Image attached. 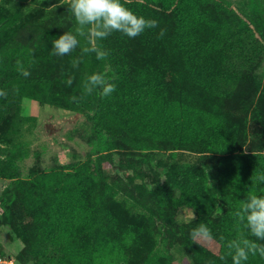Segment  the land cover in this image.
Returning a JSON list of instances; mask_svg holds the SVG:
<instances>
[{
	"label": "rangeland",
	"instance_id": "obj_1",
	"mask_svg": "<svg viewBox=\"0 0 264 264\" xmlns=\"http://www.w3.org/2000/svg\"><path fill=\"white\" fill-rule=\"evenodd\" d=\"M7 2L0 15L18 16L0 46L52 48L64 32L75 34L67 0ZM121 2L158 27L96 42L108 52L98 73L117 77L115 91L101 97L97 89L71 108L23 98L18 109L17 99L0 124V251L15 255L27 245L31 264H168L169 256L172 264H213L222 255L232 264L227 243L256 240L234 212L249 194H264L255 180L264 172V0ZM77 39L49 68L85 58L93 68L95 53L82 51L91 44ZM99 132L116 133L100 176L94 165L84 170ZM166 148L163 159H148ZM9 156L21 171L14 178L4 176ZM37 175L43 188L62 192L68 209L31 200ZM202 223L211 242L190 236ZM243 264L264 259L249 255Z\"/></svg>",
	"mask_w": 264,
	"mask_h": 264
},
{
	"label": "trees",
	"instance_id": "obj_2",
	"mask_svg": "<svg viewBox=\"0 0 264 264\" xmlns=\"http://www.w3.org/2000/svg\"><path fill=\"white\" fill-rule=\"evenodd\" d=\"M8 4L7 0H0V7L6 6ZM18 14L16 12H8L6 14L0 15V39H2V34L6 28H12L14 21L17 20ZM53 49L44 44H18V45H3L0 46V91L7 93L6 97H0V124L6 118L7 113L9 112L11 105L18 100V109L19 105L23 98H30L38 101L41 104L48 103L56 105L63 108H71L73 100L72 97L76 99H81L83 101H90L94 96L92 94H86L83 88V83L88 75L93 73H98V65L101 60L95 59V64L90 72V61L88 58H85L84 61L79 63V67H74L75 72L71 70L72 62H67V59H64V71H58L57 69L50 67V64L53 62ZM95 56L96 54H91ZM23 69L30 72V75L25 77L20 71H18V64ZM67 62V63H66ZM44 66L43 68H36V66ZM52 65V64H51ZM93 65V64H92ZM62 67V68H63ZM61 68V69H62ZM107 75H110V80H113L117 77H113V73L109 72ZM73 79L72 84L69 86L66 81L69 78ZM57 88V89H56ZM113 132V131H112ZM110 134V133H109ZM116 133L108 135L105 137L102 133H97V135L92 136L91 140L88 143L92 146L91 150H86V154L90 155V158L84 164V170L90 168L91 165H94L96 175L100 176V164L104 160H109V156L103 152L115 147L114 136ZM171 140H169L170 142ZM88 144V145H89ZM89 145V146H90ZM169 149V148H168ZM168 149H155L151 154L148 155V159L156 157L157 159H163L166 155H169ZM230 148L227 146L226 151ZM94 156V157H93ZM106 156V157H105ZM93 157V158H92ZM11 156L6 161L11 163V167L7 170V173L4 175L6 178H14L15 174L20 172V168L14 161H12ZM70 165V164H68ZM63 165L62 167H64ZM15 170V171H13ZM78 171L70 172V176L73 175L79 181V186H82L83 177ZM48 174V175H47ZM62 174V173H60ZM66 173L63 175L65 176ZM27 176H31L32 173L28 172ZM46 177L49 176V173H46ZM42 176H35L34 179H31L30 188L33 189L30 194V198L33 201L40 202L41 199L48 201L50 205V210H56L58 207H63L68 209L70 206L69 202L62 201L60 194L62 192H53L49 188H43L40 184ZM78 186V183H77ZM256 195L258 193H255ZM200 206V205H199ZM197 206L199 212H202V207ZM203 213V212H202ZM26 246L20 250L14 256L22 264H31L29 258L26 256ZM3 252V251H2ZM171 256H169L168 264H172ZM125 264H137L134 262L126 261ZM145 264H150L149 260H145ZM213 264H227L226 261L217 259ZM229 264V263H228ZM231 264V263H230Z\"/></svg>",
	"mask_w": 264,
	"mask_h": 264
},
{
	"label": "clouds",
	"instance_id": "obj_3",
	"mask_svg": "<svg viewBox=\"0 0 264 264\" xmlns=\"http://www.w3.org/2000/svg\"><path fill=\"white\" fill-rule=\"evenodd\" d=\"M67 3L77 27L75 34L64 32L52 40V54L56 56L70 54L78 46L77 37L79 36L86 37L91 44V47L82 49L84 53L94 52L98 60H104L107 58L108 52L99 46L97 41L106 39L113 32H120L128 38H135L145 29L158 27V21L146 19L142 15L134 13L121 0H67ZM164 34L165 30L161 29L158 38H162ZM80 62L78 59L73 60V67H78ZM17 64L18 71L23 76L30 75V72L20 66L19 61ZM72 82L71 77L66 81L69 86ZM83 88L86 94H92L99 89L101 97H108L115 91V84L110 82L106 73H93L86 77ZM6 96V92L0 91V97ZM71 99L75 101L76 97ZM255 180L264 184V172L259 173ZM234 217L237 219L238 225H243V228L256 240L241 236L229 241L227 256L231 257L232 264H243L249 259V255H259L264 259V243L256 242L264 241V194H249L234 212ZM190 236L194 242L207 243L213 240L211 229L203 223L192 229ZM220 259L224 260L225 256L222 255Z\"/></svg>",
	"mask_w": 264,
	"mask_h": 264
},
{
	"label": "built area",
	"instance_id": "obj_4",
	"mask_svg": "<svg viewBox=\"0 0 264 264\" xmlns=\"http://www.w3.org/2000/svg\"><path fill=\"white\" fill-rule=\"evenodd\" d=\"M0 264H22V263H20L13 254L0 251Z\"/></svg>",
	"mask_w": 264,
	"mask_h": 264
}]
</instances>
